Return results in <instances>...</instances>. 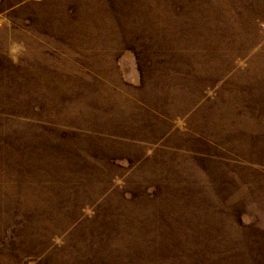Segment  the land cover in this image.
<instances>
[{
    "label": "rangeland",
    "instance_id": "rangeland-1",
    "mask_svg": "<svg viewBox=\"0 0 264 264\" xmlns=\"http://www.w3.org/2000/svg\"><path fill=\"white\" fill-rule=\"evenodd\" d=\"M0 264H264V0H0Z\"/></svg>",
    "mask_w": 264,
    "mask_h": 264
}]
</instances>
